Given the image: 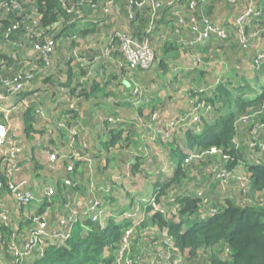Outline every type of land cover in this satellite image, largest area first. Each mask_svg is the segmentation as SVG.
Returning a JSON list of instances; mask_svg holds the SVG:
<instances>
[{
	"label": "trees",
	"instance_id": "16d2710c",
	"mask_svg": "<svg viewBox=\"0 0 264 264\" xmlns=\"http://www.w3.org/2000/svg\"><path fill=\"white\" fill-rule=\"evenodd\" d=\"M109 1L112 4L107 7ZM141 1L143 4L139 5ZM171 1L186 5V10L178 15L176 24L170 27V32L166 33L168 36L165 37L167 28L161 21L164 14H168L172 6ZM190 1L156 0L161 3V7L153 16L149 0H0V88L3 91L8 92L6 80L14 81L15 78L22 77V80L28 81L27 75L30 73L33 74L29 80L32 85L39 72L49 71L53 67L56 53L62 58L66 54L64 62L69 65L75 62L79 65V59H87L81 62V73L87 75L86 70L92 72L89 79L83 82L85 87L80 92L83 101L77 102L70 94L68 107L62 104L63 112L53 117L52 121L46 122V125H54V128L50 127L49 130L43 120H50V117L43 102L37 100L36 94L33 93L36 90L28 92L30 88L27 87L13 99L16 101L21 96L35 95L36 102L29 101L30 104L25 108H19L22 109L20 113L23 125L19 127L20 134L17 132L13 138L23 149L18 159L11 163L8 157L0 153L2 206L8 207L10 203L12 194L9 186L16 181L15 176L18 181L25 178L27 162L33 161L34 169L31 170L38 171L40 163L36 158V150L33 148L31 158H26L25 142L36 134L45 138L46 134L52 133L57 134L58 142H61L58 147L51 149L50 146L46 151V172L55 178L54 196L45 199L35 210L16 200L17 209L11 208L7 211L8 214L0 207V260L3 264H11L16 259L15 249H20L35 234V215L45 217L49 224H55V203L68 201L67 198H71L72 194H80L86 187V197L92 198L90 203L99 202V219L94 221L87 215L79 218L78 212L75 214L77 220L67 219L68 222L61 229L67 233L66 238L52 237L49 241L52 243L49 244L38 242L33 246L30 256L25 257L20 264H127L125 258L120 260L119 250L123 245L125 230L131 224L123 223L124 216L132 205L140 206L141 210L140 214H136L139 223L134 228L129 250L134 264H159V260L170 264L174 260L178 261L177 264H264V85L255 89L253 86L242 84L246 77L241 75L245 72H241L243 69L237 62H242L246 57L243 56L246 55L243 51L244 44L240 42L231 45V51H225L223 55L229 69L231 68L230 74L237 71L238 75L240 74L239 77L236 76L233 84L230 82L229 73H225L223 79L215 77L216 71L221 68L220 64H215V60L208 55L200 54L196 57L198 65L213 64V71L209 72L210 75L214 73L211 81L197 84L190 77L186 79L194 83L186 81L177 84L167 81L165 83L169 85L164 89H149L152 80L158 81V76L166 81L167 75L172 74L169 73L172 70V57L174 58V54L179 53L182 47L172 42L169 36L173 32L179 34L183 31L184 25L180 19L190 22V18L195 17L202 26L203 19L207 18L210 23L226 29L222 22L214 19L212 8L219 3L238 8L240 3L216 0V3L205 11L202 7L204 0H198L193 11L189 9ZM261 6L264 12V2ZM88 12L97 18L102 15L100 24H104V27L97 25L88 30L79 26V17ZM116 16H122L124 23L115 28L116 21L113 22V19ZM185 29L195 37L191 27ZM123 32L134 37L139 43H148L155 51L156 59L150 68H129L121 50L122 40L118 35ZM247 33H256V39L264 38V21L254 31L246 30V35ZM49 41L53 42L50 51L44 53L36 49V44L46 45ZM160 43L163 44L161 47ZM100 46L112 49L113 53H116L115 56L120 55L118 58H123L126 68H122V73H114L111 63V71L107 77L100 80L98 77L93 78L94 68L101 60L98 57ZM195 48L186 46L188 51L184 52L187 55ZM51 72L45 78L46 81H52ZM119 74L131 75L141 81L140 85H136L139 87L137 92L133 88L127 93V102L132 106L135 120L125 121L124 115L114 109L102 112L103 103H97L94 88L101 87L107 92L113 87L110 84L113 85L111 82H115ZM178 74L175 72L172 78H179ZM256 85L258 83L254 86ZM63 87L71 92L70 83L63 84ZM252 91L257 94L246 99L245 94ZM174 93L184 95L188 99L189 107L181 117L168 118L161 104L167 105ZM157 96L159 103L153 102ZM146 98L150 101L145 102ZM203 102L206 104L204 108H211L202 115ZM71 103L73 107L70 106ZM92 107L97 111L100 109L102 114L94 115ZM38 109L45 115L41 116L37 112ZM11 114L13 117L17 112L12 110ZM94 117L106 126L98 131L100 133L90 135L87 128L94 125ZM111 118L118 121H111ZM0 121H4L3 115H0ZM195 123L198 124L192 127ZM182 126H185V131L181 132L184 133L187 150L173 146L177 142L176 138L173 139L174 135H180L178 131ZM104 130L107 132L103 133ZM167 132H171L172 139L164 138ZM101 135L103 139H100ZM51 137L48 140L45 138L43 147L46 148ZM24 138L26 140H23ZM96 141L97 147L94 145ZM126 141V157H122H125V161L130 158L129 151L134 152L130 143L134 147L141 145L143 157L137 153V158L131 156L129 160L137 161V164H133L132 173H119L120 178L117 179L110 168L116 166L118 153L125 149L122 147ZM155 146L161 151L173 153L174 162H167L173 163V174L164 182L156 184V187L154 185L155 189L142 197L134 195L130 188V193H126L127 182L121 184L125 195L130 197L129 206H109L104 212V218L100 219L105 208L102 201L105 195H114L115 183L130 178V184L136 181L137 174H143L141 179H146L150 177L148 170H156L160 162L162 163ZM51 152L58 155V160L54 163L57 166L49 162ZM189 157L192 162L187 163L186 159ZM14 164L20 169L13 168ZM71 164L73 170L68 171L67 167ZM52 165L55 168H52ZM226 176L230 182H244L243 189L229 190L227 184L224 187ZM66 179L72 181L71 185L65 184ZM100 179L101 182L111 183L100 184ZM215 180L220 181L217 188ZM204 187H207L205 193L200 194ZM150 194L155 198L159 209H155L151 202H142L141 199ZM224 196L226 197L223 198ZM173 200L177 203H172ZM3 214L9 215L8 223L2 219ZM204 216L207 217L204 219ZM120 219L123 221L119 222ZM154 254L159 256L158 261L152 262L150 257ZM168 254L170 258H167Z\"/></svg>",
	"mask_w": 264,
	"mask_h": 264
},
{
	"label": "crops",
	"instance_id": "0c3cea01",
	"mask_svg": "<svg viewBox=\"0 0 264 264\" xmlns=\"http://www.w3.org/2000/svg\"><path fill=\"white\" fill-rule=\"evenodd\" d=\"M216 0H212L210 2V0L205 1L202 4V7L204 8L205 11H208V8L211 7L213 4H215L216 2H214ZM240 1V3H239ZM264 0H238L237 2H232V3H239L238 4V8L236 7H231L229 5L224 6V3H219L217 5H215L212 8V11L214 10V13H212L214 19L218 22H222V24L226 27V30L229 32L230 38L227 40H223V39H219L216 37H212L210 40L204 42V43H197V44H190L189 41L192 40L194 37L191 34V32H189L188 28L190 27L189 22L187 21V24H183L184 25V29L183 31H181V33L176 34V32L172 33L169 38H171L172 42L178 44L179 46H181L182 48L180 49L179 53L174 54V58L172 57V70L169 73H172L173 75L175 74V72L179 73V78H176L175 80L172 78L173 75L168 74L167 75V79L166 81L161 80V79H157L156 80H152L151 82V86L149 89L152 88V90L158 89V88H165L166 86H168L165 82L170 81L177 84H182L186 81H191V80H187L186 78H193V81H196L197 84L201 83V84H206V82L211 81V77L214 75L211 74L210 75V71H213V64H208V65H198V61L196 60V57H199V55L201 54V56H206L208 55L210 58H213L215 60V64H220L221 68L219 70L216 71L215 73V77H220V79H223V77L225 76V73H229L230 75V82L233 84L236 78V76L239 77L238 75V71L237 72H233L232 74H230L231 72V68L229 69L228 67V63L225 61L223 55L226 52L231 51V45H235L237 43H240L239 40V36H238V30L237 27L235 26V21L237 16L244 11L248 6H254L257 9L262 10V14L259 17H255L253 16L249 22L246 25V30L247 32H251L254 31L258 25H260V23H262L264 21V12L262 9L261 4H263ZM172 6L170 7V10L168 11V14L165 15L162 18L161 23L164 25L166 29L164 36L167 37L168 34L170 32V27L173 24H176V21L178 19V15L180 13H183L186 9V5H183L179 2L176 1H171ZM190 9V8H189ZM238 9V10H237ZM243 9V10H242ZM242 10V11H241ZM165 13V11L163 12ZM99 17L97 18L96 15L91 14L90 12H88L86 15L84 16H80L78 19V25L81 26L84 29H91L94 27H97V25H101V16L102 15H98ZM116 21L115 24V28L116 26H118L119 24L123 25L124 23V19L122 16H116L113 19V22ZM91 23H94V25H91ZM99 23V24H98ZM101 27H104V24L101 25ZM166 34V35H165ZM195 34V33H193ZM104 36V35H102ZM256 36V33L254 34H249L247 33V40L245 43H243V51L245 52L246 56L242 62H237V64L243 69L241 70V72H245L244 75H241L242 77H246L245 78V82H242V84H247L249 86H253L255 89H258L259 87L264 85V68L263 70L259 71L262 67H264V62L261 64V67H256L254 65V59L256 56V53H258L261 50H264V38H254ZM88 43V42H87ZM95 44V43H94ZM93 44V45H94ZM242 44V42H241ZM163 44L160 43V47ZM186 46H192V47H196L194 50L189 51V53L186 55L184 52V50L186 49ZM106 46H100L98 47L99 49V53H98V57L99 59L103 60V61H99V63L95 66L93 74L94 77H98V79L100 80L103 77H107V72L106 70L111 69L109 68L111 66H114V69H112V71L116 74L118 73H122V68H126V63L125 61L120 58H118V56L120 55H116V53H113V50L105 48ZM159 48V45H158ZM77 49V48H76ZM96 50V49H95ZM95 52V51H94ZM116 52V50H115ZM97 53V52H96ZM120 53V52H119ZM66 56V54L64 55ZM64 56L62 58V56L59 53H56V57L54 59V63H53V67L49 70V71H44V72H39V74L37 75V79H35V81L33 82V84L30 86V91L28 92H32V90H36L35 93L37 96V100H41V102H43V105L45 106V110L48 112L49 114V119L50 120H43V124L46 125V122L48 121H52V118L60 115V113L63 112V105H65V107H68V102L71 99L70 94L73 96V98L77 99V102H81V100L83 101V98L81 99V95L80 92L82 90V88L85 87L84 85V81H87L89 79V74L92 73L91 71L86 73L87 75L84 73L82 74V70L80 69L82 63L81 62H85L87 61V59H79V65H77V62L72 63L71 65H69L68 63H66V61L64 62ZM106 58V59H104ZM241 63V65H240ZM101 65V66H100ZM200 66V67H199ZM90 67V66H89ZM55 68H59L63 73H65V75L63 77L58 76L55 73ZM92 68V67H91ZM98 68V69H96ZM201 70V71H199ZM52 71V72H51ZM175 71V72H174ZM251 71H255L252 72ZM52 74V81L49 79L48 81L45 80V78L47 76L50 75V73ZM106 72V73H105ZM199 72H203V74H200ZM219 74V75H218ZM243 74V73H242ZM247 74H250V78H247ZM83 75V76H82ZM91 75V74H90ZM106 75V76H105ZM217 75V76H216ZM84 78V79H83ZM71 80V82H70ZM92 80V79H91ZM140 80H136L133 76H128V75H123V74H119V76L116 77V81L115 82H111L113 83L110 84V86L112 87L111 89H109V87L107 89H103V88H99L96 87L94 88V90H96L95 96L97 97V103L99 105V103H103V107L101 108V106H99L102 110V112H106V110H110V109H114L118 110L117 112L124 115V119L126 121V119L129 120H135L134 117V113H133V109H131L130 105L127 102V96L129 94L128 91H132L133 88H135L136 85H139L138 83H140ZM70 83V89L71 92L68 91L67 88L63 87V84H68ZM189 83H194V82H189ZM256 83H258V85L254 86ZM141 84V83H140ZM178 86V85H177ZM186 88H188V86H184ZM151 90V91H152ZM172 91V90H171ZM106 92V93H105ZM259 92V91H258ZM128 93V94H127ZM32 94V93H31ZM161 94V93H158ZM257 93L255 92H247L245 94V98H251L253 96H255ZM28 96V95H27ZM172 97L168 102L167 105L161 104L162 109L164 110V114L166 115V117L168 118H173L175 116H179L181 117L182 115H184L185 111H187L188 107H189V103H188V99H186V97L184 95H177V94H172ZM101 98V100L99 101V99ZM74 100V99H72ZM75 101V100H74ZM150 99L146 98L145 102H149ZM92 102V101H90ZM153 102H157L158 101V96L156 97V99ZM87 104L89 102H86ZM7 106L11 107L14 109L15 107V113H20L22 109H19L20 106H15L13 105V102L8 101V103L6 104ZM80 105V103H79ZM203 114H206L207 111L211 108L206 107V104L203 102ZM53 111H52V110ZM92 112L94 115L98 116L99 114H102L100 109L94 110L92 107ZM0 115H3L4 118V113L0 111ZM88 115L86 114V117ZM95 119L93 120L94 125H92L90 128H87L88 132L90 135L95 134L96 132L102 130V128H105L106 125H104L102 123V121H99L97 117H94ZM97 118V119H96ZM209 118V117H208ZM207 119V118H206ZM86 120V119H85ZM98 120V121H97ZM104 120V119H103ZM85 123V121H84ZM124 123V122H123ZM0 124H4V121L1 122ZM198 124V123H197ZM196 123L192 125V127H195L197 125ZM22 126V125H21ZM45 127H47V129L49 130L50 127L54 128V125L52 126L50 125H46ZM20 129V128H19ZM181 131H185V126H182L180 131H178V134H180L179 136L176 137V134L174 135V138L177 142L173 144V146L177 147V148H181V150L185 149L186 146V140L183 139L184 137V133H182ZM107 131H103V133H105ZM100 133V132H98ZM107 134V133H106ZM52 136L50 139L51 141L54 140V142H51L50 140L48 141V144L46 145V148L43 147L44 144V140L45 138L48 140V138ZM35 137V138H33ZM31 139H29V141H26L24 144V150L26 153V145H29L32 143L31 147L32 149L34 148L36 150V152L38 151L41 155V157H37V159L39 160V167H38V171L37 172H33L31 169L33 168V161H31V163H28V169L27 171H25V178L19 179V181H17V176H15V180L18 182V184L22 185L24 189H32L33 191H35V194L38 196V200L40 196H43V191H41V187L38 188L36 185L37 184H41V182L45 181L43 178L46 174L48 173H44L46 172V163L45 161L47 160V153L46 151L48 149H53L55 147H58V144L60 143L59 137L57 134H50L45 136V138L43 137L42 139H40L39 136L34 135ZM28 139V138H27ZM100 139L102 138V135L100 137ZM99 139V140H100ZM23 140H26L25 138ZM34 140L36 142H34ZM97 142H94L95 146L97 147ZM132 142V141H131ZM132 144V143H130ZM129 144V145H130ZM49 146H51L49 148ZM54 146V147H53ZM130 148L132 150H134V153L139 154L141 157H143L141 150V145H137V146H133L131 145ZM155 150L156 153L158 154L157 156L159 157V160L162 161V163L160 162V165L158 167H156V170H148L150 171L152 174H154L153 177H147L144 181V186L142 187L141 190H138V194L136 196H139V194H149L150 191L148 192V189H146V186L148 184H151V186L153 187L154 185L156 186V184L164 182L166 179H168L173 173H172V166L173 163L168 164V161H172L174 162L173 158L174 155L172 152L170 151H161L159 149L158 146H155ZM187 150V149H185ZM132 152V151H131ZM92 154V152H90ZM103 154H105L106 152H102ZM95 155V154H94ZM32 155H30L31 157ZM138 156V155H137ZM145 156V155H144ZM27 157V156H26ZM131 158V156H130ZM128 158V160L130 159ZM136 162V161H135ZM175 164V163H174ZM60 168V166H59ZM48 176V180H50L49 182L45 183L42 186V189L44 186H54L53 185V181L55 180V178L53 177V175H47ZM160 176H163L162 178H159ZM120 178V177H119ZM117 178V179H119ZM128 181V178L123 179V182L120 183H115V187H114V195L110 196L108 194V196L105 195L104 200L102 201L103 206L105 207L102 211V215H100V219H103L104 217V212H106V208H109V206H114L115 204L118 205H123V206H129V200H122V187L121 184H125ZM100 184L106 185L107 183H111V181L109 182H101V179L99 180ZM150 186V187H151ZM100 188V187H99ZM101 189L106 190V188L101 187ZM135 194V193H134ZM78 195V197L76 196ZM68 196V195H67ZM87 187L82 191V193L78 194L76 193L75 195H71V198H67L68 201H62V202H56L54 209H56L57 211V217H56V221L55 223L58 222V220L62 217H69L71 215H75L79 212L80 216L79 218H81L82 216H86L84 215V213L86 212L87 208L89 207V205L91 204V199L92 198H87ZM44 197V196H43ZM130 198V197H129ZM37 200V202H35V204L33 205H29V208L32 210H35L37 208H39V206L41 205V203H39V201ZM44 202V201H43ZM175 200H173L172 203H174ZM8 208H13L14 210L17 209L18 207V203L15 201L14 197L11 196L10 198V203H8ZM78 208H74V207ZM80 209V210H79ZM119 222H121V219L118 220ZM65 226V225H63ZM60 228V231L62 229V227ZM62 232V231H61ZM64 235L66 233L62 232ZM64 237H60V239H62Z\"/></svg>",
	"mask_w": 264,
	"mask_h": 264
},
{
	"label": "built area",
	"instance_id": "2783aa9c",
	"mask_svg": "<svg viewBox=\"0 0 264 264\" xmlns=\"http://www.w3.org/2000/svg\"><path fill=\"white\" fill-rule=\"evenodd\" d=\"M230 2H237L238 0H228ZM152 7L153 16L155 15L158 8L161 7L160 2H156V0H149ZM198 0H191L189 2V8L191 10H195ZM112 4L111 1L107 3V7H109ZM143 2L141 1L139 5H142ZM108 10V9H107ZM262 14V10L255 8L254 6H248L244 11H242L236 18L235 26L238 30V36L239 40L242 43H245L247 40L246 30H245V24L249 22V20L255 16L259 17ZM190 27L195 33V37L189 41L190 44H197V43H204L208 40H210L212 37H216L219 39L227 40L230 38L229 32L223 28L220 25L210 23L207 18H204L202 23L204 25L200 26L199 21L195 17L190 18ZM180 22L184 25L187 24V21H183L180 19ZM152 25V24H151ZM122 40L121 42V50L124 54V56L127 59V65L130 69H147L150 68L156 59L155 51L151 48L148 43H139L134 37L129 36L126 32L119 33L118 34ZM52 41H49L46 45L42 44H36V49L41 50L42 52L46 53L52 49ZM45 59L47 60V55H45ZM264 62V52H259L254 60V65L259 67ZM33 77V74H28L27 78L28 81L22 80L21 78H15L14 81H5L7 85L8 92L3 91L0 88V111L4 113V124H0V153L5 155L11 160V163L14 162L16 159H18V156L22 152V147L18 144L16 140H14L15 134L19 132V127L21 125L14 123L13 117H12V110L14 109L7 106L6 104L8 101L13 102L14 104V97L18 95L20 92L25 91L27 87L30 88V81ZM30 85V86H29ZM135 92L138 91L139 87L135 86ZM73 103V102H72ZM71 103V107H73V104ZM41 116H44V112L40 109L37 110ZM111 121H118V119L111 118ZM172 135L171 132H167L165 134V138L171 139ZM72 145V143H70ZM86 146V144H85ZM147 151V149H145ZM214 151V149H213ZM195 155V154H194ZM194 155L192 157H194ZM58 160V155L56 152H51L49 155V162L54 163ZM191 157L186 159V162L191 161ZM52 165V168H55ZM57 166V165H55ZM13 168H16V170L20 169L19 166L16 167V165H12ZM68 171L73 170V164L69 165L67 167ZM72 181L70 179L65 180V184L71 185ZM11 190V194L14 197V199L17 202L25 203L28 205H33L38 200V196L35 194V191L32 189H24L22 185L18 184L17 181H13L10 183L9 186ZM43 196L39 197V203H42L45 199H51L54 194L56 193V189L54 186L48 185L44 186L43 189ZM142 202H151L153 207L155 209H159L157 205L155 204V198L150 194L149 196H146L141 199ZM176 203V202H174ZM97 205H99V202L91 203L89 207L87 208L84 215H87L92 218V220L96 221L99 219V212ZM0 207L2 210L6 211L8 214L9 210L11 208L4 207L0 204ZM140 206L138 205H132L130 207V210L125 213L124 219L131 221L132 226L127 228L125 230V235L123 237V245L119 250V257L122 259H126L127 264H134L133 260L129 256V250L130 245L133 239V232L135 226L139 223L137 221V213L141 212ZM8 211V212H7ZM214 211V210H213ZM3 214L2 219L8 223L9 222V215ZM140 214V213H139ZM207 216H204L205 219ZM74 220L76 221L77 218L75 215H71L69 217H62L58 220L57 223L49 224L48 220L45 217H39L35 215V221L37 222V227L35 234L32 235L30 240H28L20 249H15L14 255L16 259L11 264H20V261H23L25 257H29L31 254V250L35 244H37L40 241H43L45 244H49L52 242H49L50 239L52 240V237L60 238V237H67V233L64 235L60 228L61 226L65 225L68 221ZM123 221V220H121ZM0 264H3L2 260H0ZM120 264V263H119Z\"/></svg>",
	"mask_w": 264,
	"mask_h": 264
},
{
	"label": "rangeland",
	"instance_id": "374dc122",
	"mask_svg": "<svg viewBox=\"0 0 264 264\" xmlns=\"http://www.w3.org/2000/svg\"><path fill=\"white\" fill-rule=\"evenodd\" d=\"M204 65V64H203ZM202 65V66H203ZM109 71H111L110 69H108V70H106V72H107V74H109ZM105 72V73H106ZM252 72H255V71H251V73ZM55 73L58 75V76H61V77H63L64 75H65V73H63L59 68H55ZM153 73V72H152ZM165 75V74H164ZM118 76V75H117ZM158 78L159 79H161L159 76H158ZM247 78H250V74H247ZM162 80V79H161ZM212 82H214V81H212ZM139 85H140V83H138ZM157 90H161L160 88H158ZM34 97H35V95H32V96H30V95H28V96H21V98H18L16 101H14V104H15V106L17 107V106H22V109L23 108H25L26 107V105L29 103L30 104V102H32L33 100H34ZM30 101V102H29ZM35 102H36V100H34ZM21 113H17V114H15L14 116H13V121H14V123H16V124H19V125H23V122H22V119L23 118H21ZM33 138H35V137H33ZM164 138H165V136H164ZM40 139H42V136L40 137ZM171 139H172V137H171ZM167 140H169V138H167ZM29 141V140H28ZM34 142H36L35 140H34ZM61 142V141H60ZM31 145H32V143L31 144H29V145H26V153H25V155L27 156L26 158H29L30 157V155L32 154V147H31ZM126 145H127V147H128V141H126L124 144H123V147L122 148H125L123 151H119V158L116 160V166L115 167H111L110 168V170H111V172L115 175V176H117V178H119L120 176H118L119 175V173L120 174H124V175H126V174H130V173H132V167H133V164H137L136 162H135V160L134 159H132V160H126L125 161V157H126V152H125V150L127 149V147H126ZM132 145V144H131ZM50 147V146H49ZM134 150H135V148H134ZM123 156H125L124 158H122ZM129 156H133V157H135V158H137V154L136 153H134V152H131V151H129ZM37 157H41V155H40V153L37 151L36 152V158ZM31 158V157H30ZM122 158V159H121ZM131 159V158H130ZM103 160V159H102ZM138 160V159H137ZM30 163H31V161H29ZM29 162H27V163H29ZM192 162V161H191ZM190 162V163H191ZM188 163V162H187ZM112 165V164H111ZM140 172H141V170H140ZM44 173H47V172H44ZM172 173H173V170H172ZM48 174H46L45 176H44V180L45 181H43V182H41V184H42V186L45 184V183H47V182H49L50 180H48L47 178H48V176H47ZM136 175V174H135ZM134 175V176H135ZM143 175V174H142ZM141 174H137L136 176V178H135V180L136 181H133L132 183H130V184H128V182L130 181V178H128V181H127V184H126V189H127V192L126 193H130V191L128 190L129 188H130V190H131V192L134 194V195H137L138 194V190H141L142 189V187L144 186V181H145V179H141L142 176ZM148 175H150L151 177H153L154 176V174H152L150 171H148ZM131 176V175H130ZM132 178H133V176H131ZM163 176H160L159 178H162ZM17 181H18V178H17ZM214 183H215V188H217V186H218V184L220 183V181L219 180H215L214 181ZM227 184V188L229 189V190H234V191H236V190H238V189H240V188H242V187H244V185H245V183L244 182H238V181H235V182H230L229 181V177L228 176H226L225 177V182H224V187H225V185ZM38 188H40V189H42V186L40 185V184H37L36 185ZM151 184H148L147 186H146V189H148V192L150 191L151 192V190L153 189V187L151 186ZM207 189V187H204L203 189H202V192H200V194H202V193H205V190ZM243 189V188H242ZM113 194H114V192H113ZM122 200H129L130 202H131V200H130V198L129 197H127L126 195H125V193L124 192H122ZM144 194H139V196L138 197H142ZM137 197V198H138ZM226 196H224L223 198H225ZM136 198V199H137ZM221 200H223V199H221ZM158 255L157 254H154V255H151V261L152 262H155V261H158ZM167 258H170V255L168 254V257ZM158 262H160L159 264H161V263H163V264H170L169 262L167 263V262H165V261H158ZM177 260H174L173 261V263H171V264H177Z\"/></svg>",
	"mask_w": 264,
	"mask_h": 264
},
{
	"label": "clouds",
	"instance_id": "9594fccd",
	"mask_svg": "<svg viewBox=\"0 0 264 264\" xmlns=\"http://www.w3.org/2000/svg\"><path fill=\"white\" fill-rule=\"evenodd\" d=\"M156 187V186H155ZM155 187L153 186V189L151 190V192L155 189ZM177 203V202H176ZM123 223H131V221H129V220H126V219H124V222ZM132 226V223L129 225V227H131ZM128 227V228H129ZM127 229V228H126Z\"/></svg>",
	"mask_w": 264,
	"mask_h": 264
}]
</instances>
